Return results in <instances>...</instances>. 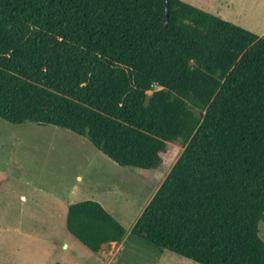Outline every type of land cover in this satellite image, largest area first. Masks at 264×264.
Masks as SVG:
<instances>
[{
	"label": "trees",
	"instance_id": "obj_1",
	"mask_svg": "<svg viewBox=\"0 0 264 264\" xmlns=\"http://www.w3.org/2000/svg\"><path fill=\"white\" fill-rule=\"evenodd\" d=\"M166 5L0 0V117L71 130L120 166L157 169L184 146L132 235L200 264H264V36ZM67 227L94 252L127 233L94 199Z\"/></svg>",
	"mask_w": 264,
	"mask_h": 264
},
{
	"label": "rangeland",
	"instance_id": "obj_2",
	"mask_svg": "<svg viewBox=\"0 0 264 264\" xmlns=\"http://www.w3.org/2000/svg\"><path fill=\"white\" fill-rule=\"evenodd\" d=\"M184 1L264 36V0ZM160 88L155 84L148 94ZM184 148L168 142L163 154L166 162L157 169L120 166L87 137L71 130L35 122L14 124L0 117V218L2 212L17 210L30 220L35 213L57 209L54 197L66 196L72 186L78 185L79 200H101L126 228L128 240L122 264H152L151 251L156 248L132 235L131 229ZM260 235L264 240V221ZM163 251L161 264H200Z\"/></svg>",
	"mask_w": 264,
	"mask_h": 264
},
{
	"label": "crops",
	"instance_id": "obj_3",
	"mask_svg": "<svg viewBox=\"0 0 264 264\" xmlns=\"http://www.w3.org/2000/svg\"><path fill=\"white\" fill-rule=\"evenodd\" d=\"M78 179L82 180V176L79 175ZM80 190L78 185H74L66 196H55L53 201L59 208L35 213L30 220V216L26 217L23 211L2 212L0 264H122L128 233L121 242L105 243L101 250L94 252L69 231V206L86 200L77 198ZM22 197L26 199V196ZM134 247L138 245L134 244ZM86 254L91 255V258H84ZM151 255L152 264H161L165 257L164 251L153 248Z\"/></svg>",
	"mask_w": 264,
	"mask_h": 264
},
{
	"label": "water",
	"instance_id": "obj_4",
	"mask_svg": "<svg viewBox=\"0 0 264 264\" xmlns=\"http://www.w3.org/2000/svg\"><path fill=\"white\" fill-rule=\"evenodd\" d=\"M166 8H167V16H168L170 12V0H167Z\"/></svg>",
	"mask_w": 264,
	"mask_h": 264
}]
</instances>
